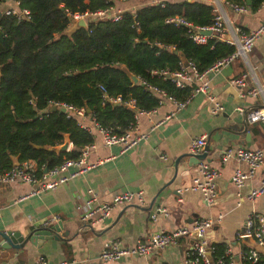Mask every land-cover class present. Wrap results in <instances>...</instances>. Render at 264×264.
Masks as SVG:
<instances>
[{"label": "crops", "instance_id": "crops-1", "mask_svg": "<svg viewBox=\"0 0 264 264\" xmlns=\"http://www.w3.org/2000/svg\"><path fill=\"white\" fill-rule=\"evenodd\" d=\"M190 1L209 6L212 2ZM244 1L245 13L235 14L224 9V14L230 26L249 32L264 22V3L250 12L247 0ZM121 5L133 11L140 7L132 0ZM12 9L17 10L14 0H5L0 5V13ZM240 76H245V88L229 84V80ZM206 79L208 92L193 94L182 109L174 112L173 104L162 100L152 114L139 117L134 132L146 135V138L123 154H119V147L116 146L104 148L101 139L93 132L95 148L87 161H98L100 164L66 184L23 200L20 199L31 191L29 186H0V232L22 236L35 226H49L57 222L62 226L57 239L43 242L40 248L29 244L17 250L0 248V264H33L37 257L49 264L73 260L77 264H103L98 261L97 255L106 243L128 247L153 233L172 231L196 220L219 215L221 219L206 231V241L212 245L230 246L236 257L243 252L240 246L246 245L236 240L235 234L243 228L245 218L252 211L264 217V195L254 203L242 199L237 204L236 189L230 177L236 169L245 172L246 166L231 158L223 162L222 158L227 150L233 149L262 150L264 156V120L249 124L244 116V113L262 106L261 94L256 98L238 96L239 93L245 94L246 88L255 87L264 98V35L256 40L245 60L235 59L207 73ZM206 95L213 98L220 111L212 112V104ZM235 108H241L242 114L237 113ZM171 113L173 116L164 120ZM242 117L248 141H245L244 135H239ZM200 136L205 137L207 145L205 159L190 167L187 163L189 147ZM70 148L68 143L65 152ZM200 164H207L218 175L216 179L219 183H214L216 199L210 207L204 205L199 192L189 189L192 181L198 178ZM263 175L264 158L262 166L239 192L241 197L256 187ZM87 190L96 196V204L108 202L114 194L141 192L144 205L117 206L107 219L88 227L80 221L84 201L88 197ZM155 209L164 210V214L156 213ZM153 214L154 219H151ZM188 243L182 238L155 255L122 258L112 264H148L150 261L181 264Z\"/></svg>", "mask_w": 264, "mask_h": 264}, {"label": "trees", "instance_id": "trees-1", "mask_svg": "<svg viewBox=\"0 0 264 264\" xmlns=\"http://www.w3.org/2000/svg\"><path fill=\"white\" fill-rule=\"evenodd\" d=\"M224 1L245 4L244 0ZM262 3L249 0L247 9L254 12ZM111 5L107 0H17L18 11L27 12V17L0 13V173L29 160L40 174L65 160H76L79 150L93 143L94 136L82 130L76 119L57 110L47 112L50 104L86 108L99 128L123 132L132 125V113L122 105L113 108L102 103L100 88L108 98L132 99L138 109L151 111L158 107V100L141 83L162 90L176 102L185 101L194 88L178 89L155 75L179 70L172 50L181 53L198 73L234 51L215 40L195 45L185 28L164 24L176 16L195 27L212 25L211 6L199 1L150 5L122 14L115 23L89 21L86 30L63 35L69 15ZM125 71L137 78L134 87ZM64 139L70 150L56 153ZM212 246L213 259L222 256L226 260L225 245ZM240 249L248 248L241 245ZM254 264H264L261 253Z\"/></svg>", "mask_w": 264, "mask_h": 264}, {"label": "built area", "instance_id": "built-area-1", "mask_svg": "<svg viewBox=\"0 0 264 264\" xmlns=\"http://www.w3.org/2000/svg\"><path fill=\"white\" fill-rule=\"evenodd\" d=\"M112 3L111 6L98 10L93 13L73 14L69 15V26L71 20H84L87 23L89 21L99 22L108 20L115 23L120 20L121 15L124 13L134 14L135 11L129 10V7H123L121 4L128 2L125 0H107ZM181 0H132L133 3L138 4L140 8L159 5L162 6L166 2H175ZM190 1V0H188ZM14 6L17 9V0H14ZM246 5H236L229 3L224 0H212L211 9L214 16L212 25L208 27H195L190 23L184 21L179 17H170L164 20V24L171 25L173 27H183L186 29L188 39L195 45L204 46L208 41H219L229 46H232L234 51L228 58L216 62L213 66L202 73H198L196 69L187 63L186 67L180 68L176 72L163 71L154 73L156 76L161 77L164 80L171 82L175 88L182 89L185 87L193 86V90L190 96L183 102H176L174 99L167 97L164 92L148 84L141 83L144 88L152 95L157 98L158 105L161 104L162 100H167L174 106V112L182 109L190 97L196 93L206 94L209 89V84L206 79V74L219 69L235 59L245 60L253 49L256 40L264 35V22L260 24L254 30L249 32H243L239 28L232 27L227 23L225 18L224 9H229L235 14H243L246 12ZM137 9V10H138ZM4 14H11L18 18L27 17V12H19L17 10H7ZM68 26V27H69ZM205 32L209 34L206 35ZM228 36V40H224L223 36ZM156 48H162L159 44H154ZM168 49V48H167ZM245 76H240L229 80V84L243 89L245 88ZM102 103H117L119 106L127 108L132 113V125L126 131L119 130H105L99 128L89 114L85 113L82 108L76 109L71 106L64 104L53 103L48 107L54 106L56 109L62 108L66 117H73L76 119L79 127L91 134L94 132L102 142L104 148H110L112 146L119 147V154H123L130 149L136 147L141 141L146 138V135L135 133L137 120L139 117L148 116L154 112L143 111L136 107L134 100L129 99L121 102L119 97L108 98L103 89L100 88ZM261 94L263 103L260 108L252 109L244 113L245 119L249 124H256L264 120V98L259 89L255 87L246 88V93H239V97L243 98L244 95L251 98H256ZM206 99L212 104V112L216 113L221 110L220 106L213 101L211 96L206 95ZM237 113L242 114L241 108H235ZM173 113L168 114L164 117V120L170 119ZM89 120V123H86ZM160 124V123H159ZM205 145V137L200 136L193 140L189 147V154L197 155L201 152ZM95 148L94 143L84 146L79 150V156L76 160H65L59 166L46 170L45 173L39 174L38 169L33 161H24L4 173H0V186H9L15 184H24L31 188V191L20 200L26 199V197L40 194L45 191L53 190L58 186L66 184L67 182L75 179L78 176L83 175L85 172L92 170L100 164V162L90 163L87 161L88 156L93 152ZM235 159L237 162H241L246 166V171L243 172L236 169L231 177L230 182L236 189L235 197L238 199L237 204L240 201L245 200L250 203H254L256 199L264 195V175L259 179L256 187L251 188L249 192L241 197L240 191L251 178L254 173L258 170L263 163V151L262 150H244V149H233L227 150L223 154L222 161L225 162L228 159ZM217 172L212 170L207 164H200L198 166V178L194 179L189 189L199 192L202 202L206 207L213 205L216 199V190L214 180L217 178ZM88 197L84 201V212L80 219L81 222L86 224L88 227H94L100 222L107 219L112 210L117 206H126L134 204L136 206L144 205V198L141 192H122L114 194L108 202L97 203L96 196L91 190H87ZM156 213L164 214V210L155 209ZM154 219V214L150 216ZM221 219V216L214 218H206L202 220H196L188 226L181 227L172 231L164 232L159 231L151 234L145 240H137L133 245L128 247L119 246L117 243H106L102 250L97 255L99 262L103 264H112L119 261L122 258L127 257H148L155 255L160 251H163L167 247L176 244L180 239L189 241L187 251L184 253L181 264H254L257 261L258 253L264 256V217L261 215L251 212L247 215L244 220L243 231H237L235 234L236 240L241 238H248L254 244L253 248H249L247 251L240 252L237 257L232 253L230 246L225 245L224 256L213 259V246L209 244L205 239V233L214 224ZM33 264H49L46 260L41 257H37ZM58 264H77L76 261L59 262ZM148 264H158L156 261H150Z\"/></svg>", "mask_w": 264, "mask_h": 264}, {"label": "water", "instance_id": "water-1", "mask_svg": "<svg viewBox=\"0 0 264 264\" xmlns=\"http://www.w3.org/2000/svg\"><path fill=\"white\" fill-rule=\"evenodd\" d=\"M247 5H249V0H247ZM87 29V22L80 19V20H71L70 21V26L69 28L63 33L64 36H69L71 33H73L76 30ZM206 35H208V32H205ZM224 40H228V36H223ZM217 43L219 41H216ZM171 54L176 56L179 59V62L182 67L187 66V61L185 57L181 53H177L175 50L171 51ZM125 75L130 81V84L132 87H134L137 84V78L134 77L132 74L128 73L125 71ZM111 107H119L117 103H111L109 104ZM54 110H57L59 113L64 114V110L62 108L56 109L54 106L48 107L47 112H52ZM85 113L88 114L89 111L88 109H84ZM240 127L242 128L241 131L239 132V135H244L245 141H248V133L246 131V123L244 118L242 117L241 119V125ZM68 147V141L67 139H64V142L62 145L57 147L55 149L56 153H62L65 152ZM207 151V145L205 144L202 151L200 154L197 155H187V163L188 166H195L198 165L199 162L203 161L205 159ZM46 172V169L43 170V173ZM214 183H219L218 179L214 180ZM62 226L60 225L59 222L49 225V226H35L31 228V230H28L22 236L16 233H11V234H4L3 232H0V248L1 249H8L12 248L14 250L22 248L25 244H29L35 248H40L43 242L48 241V240H56L58 233L61 231ZM243 231V229H241ZM241 242H243L246 246L249 248H253L254 244L250 241L248 238H241Z\"/></svg>", "mask_w": 264, "mask_h": 264}]
</instances>
